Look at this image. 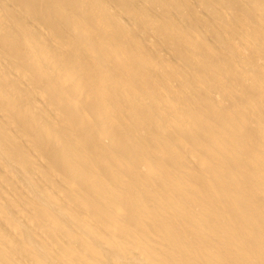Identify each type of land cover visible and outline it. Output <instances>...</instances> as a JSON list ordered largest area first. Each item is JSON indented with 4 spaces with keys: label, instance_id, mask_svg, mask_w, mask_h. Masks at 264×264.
I'll list each match as a JSON object with an SVG mask.
<instances>
[{
    "label": "bare ground",
    "instance_id": "1",
    "mask_svg": "<svg viewBox=\"0 0 264 264\" xmlns=\"http://www.w3.org/2000/svg\"><path fill=\"white\" fill-rule=\"evenodd\" d=\"M0 264H264V0H0Z\"/></svg>",
    "mask_w": 264,
    "mask_h": 264
}]
</instances>
